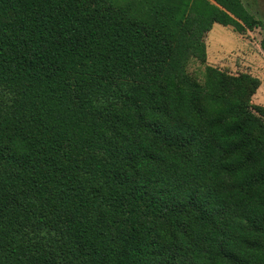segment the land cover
I'll list each match as a JSON object with an SVG mask.
<instances>
[{
  "label": "trees",
  "instance_id": "16d2710c",
  "mask_svg": "<svg viewBox=\"0 0 264 264\" xmlns=\"http://www.w3.org/2000/svg\"><path fill=\"white\" fill-rule=\"evenodd\" d=\"M215 24L262 25L243 0H0V264H264L261 80L187 70Z\"/></svg>",
  "mask_w": 264,
  "mask_h": 264
},
{
  "label": "rangeland",
  "instance_id": "374dc122",
  "mask_svg": "<svg viewBox=\"0 0 264 264\" xmlns=\"http://www.w3.org/2000/svg\"><path fill=\"white\" fill-rule=\"evenodd\" d=\"M246 7L259 20L261 27L238 33L233 27L213 25L205 36L207 60L205 63L191 57L187 66L191 77L203 83L207 65L219 68L232 75L249 73L264 80V0H243ZM252 98L256 107H264V98L259 94Z\"/></svg>",
  "mask_w": 264,
  "mask_h": 264
},
{
  "label": "crops",
  "instance_id": "0c3cea01",
  "mask_svg": "<svg viewBox=\"0 0 264 264\" xmlns=\"http://www.w3.org/2000/svg\"><path fill=\"white\" fill-rule=\"evenodd\" d=\"M257 92L259 94H261L260 98H261V100H263V98H264V80L261 81V86H260V88L258 89ZM257 92H256V94L254 96L258 95Z\"/></svg>",
  "mask_w": 264,
  "mask_h": 264
}]
</instances>
